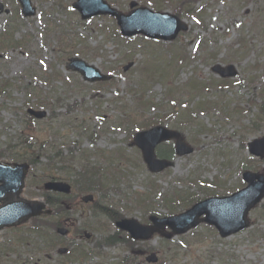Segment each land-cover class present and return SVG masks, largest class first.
I'll list each match as a JSON object with an SVG mask.
<instances>
[{"label": "rangeland", "instance_id": "obj_1", "mask_svg": "<svg viewBox=\"0 0 264 264\" xmlns=\"http://www.w3.org/2000/svg\"><path fill=\"white\" fill-rule=\"evenodd\" d=\"M30 1L36 13L23 18L14 0H0V161L30 165L23 191L28 199L44 196L42 183L58 173L56 168L71 171L70 176L59 174L71 186L66 202L73 209L46 222L67 218L89 238L72 229L61 244L74 240L102 254L71 264H147L145 254L151 251L156 264H264V196L248 212L249 226L242 231L222 238L212 226L199 223L166 240L154 234L136 244L137 254L121 238L111 246L102 244L111 234H123L115 232L112 219L80 202L90 194L93 204L113 215L147 224L150 215L174 216L210 196L230 195L244 186L245 170L264 173V158L247 150L249 141L264 134V110L259 109L264 106V0H188L192 12L180 14L188 28L170 43L119 36L111 18L83 21L63 8L73 0ZM110 1L123 12L133 1L179 14L177 5L187 0ZM70 57L110 79L83 81L66 68ZM218 64L222 69L230 65L235 75L219 78L212 71ZM27 108L45 110L46 116L31 120ZM156 124L176 130L192 151L170 158L157 146L156 157L172 166L152 174L128 137L134 126ZM24 138L30 141L27 151L20 147ZM49 163L55 170H45ZM85 164L91 172L99 169L89 183L83 178ZM94 183L102 190L92 189ZM21 235L25 242L12 245L14 252L2 254L0 264L27 263L31 254L27 264L61 261L36 232Z\"/></svg>", "mask_w": 264, "mask_h": 264}, {"label": "water", "instance_id": "obj_2", "mask_svg": "<svg viewBox=\"0 0 264 264\" xmlns=\"http://www.w3.org/2000/svg\"><path fill=\"white\" fill-rule=\"evenodd\" d=\"M18 1L25 16L34 14V9L30 7L29 0ZM74 6L81 13V17L83 19L95 14L105 13L114 16L120 27L121 33L125 36L142 34L151 39L169 41L174 39L180 30H185V26L182 23L178 22L177 19L169 16L167 13H154L145 8H139L124 15L109 9V7L102 0H77V3ZM88 9L95 10L89 12L87 11ZM67 67L78 71L82 75L83 79L87 81L105 79L104 77L99 76L97 70L81 61H78L77 59H70ZM213 69L218 71L221 76H232L234 74L231 67H228L226 70H220L218 67H214ZM28 113L34 115L36 118H42L45 115L44 112H32L30 110H28ZM171 135L172 134L170 133H167L166 135L159 134L150 139L149 132H142L135 136L133 144L140 148L142 158L150 171L158 172L171 165V163L167 161L156 160L153 155L154 146L162 139L170 138ZM249 147L252 154L262 157L264 154V137L253 141L249 144ZM175 151L180 155L190 152V149L180 143H177ZM12 166L13 168L11 169L0 166V196L6 197L8 201L17 200V203L11 201L10 204H4L3 208L0 209V227H9L26 223L31 216L39 214L41 211L40 209L43 207V205L37 201L19 199V194L23 188V179L27 171V166L24 164H13ZM243 178L248 182L247 187L232 196V198L236 197L235 200L239 202L237 212L227 211V208L222 206L218 209L216 213L217 215L212 214L208 209L197 210L188 221L182 224L181 228L174 229L175 225L169 224L173 233L184 232L188 228L196 226L199 221L213 224L222 237L228 236L245 228L248 225L246 220L248 210L253 207L264 195V175L244 173ZM255 179L257 180L256 182L254 181ZM45 188L68 192V187L61 183H47L45 184ZM89 199H91L90 196L83 198L84 201ZM227 200V198H222L217 199L215 202H227ZM210 202V200H207L199 203L191 210H188L185 214L180 215L178 218H170V221L172 223H175L180 219L185 221L186 215H189L192 211L199 208V206ZM45 213H50V211H45ZM202 214H205V217L199 220L198 218ZM20 216L22 217L16 220ZM121 222L117 223L118 226H120ZM129 224L131 225L129 226ZM153 224V226H140L137 225L135 221H130L127 224L126 222H123V228H128L131 231L132 237L142 240L149 238L154 231L158 232L163 227L161 224ZM170 235L171 234H166L165 236L170 237ZM147 260L155 261L154 255L152 254L147 258Z\"/></svg>", "mask_w": 264, "mask_h": 264}, {"label": "flooded vegetation", "instance_id": "obj_3", "mask_svg": "<svg viewBox=\"0 0 264 264\" xmlns=\"http://www.w3.org/2000/svg\"><path fill=\"white\" fill-rule=\"evenodd\" d=\"M110 4H111V1L110 0H107ZM112 5V4H111ZM112 6H114V5H112ZM129 6V5H128ZM116 8H118V7H116ZM118 10H120V9H118ZM19 230H21V228L20 229H15V230H12V231H14V232H17V231H19ZM12 231H2V232H0V260H1V258H2V254H5V252H6V248H7V246H8V244H10L11 243V241H7L6 239H5V237H6V234H9V233H12ZM20 239V235L19 234H16L15 235V240H14V242L15 243H17V240H19Z\"/></svg>", "mask_w": 264, "mask_h": 264}, {"label": "trees", "instance_id": "obj_4", "mask_svg": "<svg viewBox=\"0 0 264 264\" xmlns=\"http://www.w3.org/2000/svg\"><path fill=\"white\" fill-rule=\"evenodd\" d=\"M20 147H22V148H28L29 147V145H26V144H22ZM165 155H168V153L167 152H163ZM25 153H21V154H19V157L21 156H23ZM13 157L15 158V155H13ZM16 158H18V157H16ZM84 170H85V168H84ZM86 173H88V171H85ZM89 178V176L88 177H86V179H88Z\"/></svg>", "mask_w": 264, "mask_h": 264}]
</instances>
